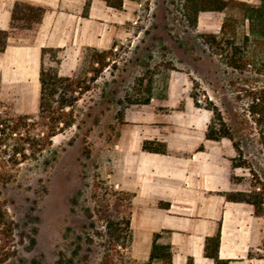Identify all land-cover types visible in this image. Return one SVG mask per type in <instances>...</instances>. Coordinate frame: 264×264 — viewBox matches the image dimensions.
Instances as JSON below:
<instances>
[{"label": "rangeland", "instance_id": "obj_1", "mask_svg": "<svg viewBox=\"0 0 264 264\" xmlns=\"http://www.w3.org/2000/svg\"><path fill=\"white\" fill-rule=\"evenodd\" d=\"M131 1L126 35L115 41L106 67L88 83L91 90L79 96L73 107L75 125L57 135L52 148L36 161L21 164L16 180L1 190L0 199L16 227L13 242L6 246V237L0 233V264H69L70 260L72 264H102L105 250L98 233L105 231V224L97 214L102 205L93 194L101 197L106 189L119 190L110 176L113 172L107 153L114 149L125 110L137 106L128 105L126 97H135L134 88L141 78L147 83L152 77L150 104L168 121L176 119L173 111L184 110L188 100L195 104L196 98L202 109H207L210 102L216 105L235 139L244 143L246 159L264 183V153L259 145L263 129L249 113L250 91L263 85L264 77L254 74L252 67L244 72L227 67L202 38L203 34H219L227 23L237 41L242 42L249 30L243 13L232 5L223 14L209 15L212 24L204 23L207 16H202L200 26L194 28L184 15V0ZM263 55L261 45H249L250 60ZM66 56L62 51V60ZM83 56L84 50L71 76L89 69L90 79L94 76L92 65L85 63ZM93 67L99 68L98 64ZM169 88L180 90L181 95H168ZM165 100L175 105L161 106ZM0 103L2 111L17 115L35 116L39 110L37 105L34 112L22 111L18 97H0ZM54 154L55 162L47 166L45 160ZM234 174L245 177L236 188L249 189L247 182L253 178L249 171L237 168ZM133 220L136 234L139 219ZM111 264L148 262L135 261L129 249L124 257L115 255Z\"/></svg>", "mask_w": 264, "mask_h": 264}, {"label": "crops", "instance_id": "obj_2", "mask_svg": "<svg viewBox=\"0 0 264 264\" xmlns=\"http://www.w3.org/2000/svg\"><path fill=\"white\" fill-rule=\"evenodd\" d=\"M87 1L0 0V32L9 33L7 46L0 52V97H18L22 111L34 112L40 98L42 49L64 51L67 56L59 72L71 76L85 48L109 50L126 35L131 0L122 10L110 8L101 0H91L87 7ZM16 3L43 8L40 24L32 30L11 28ZM211 14L201 13L198 25L202 16H207L204 23L212 24ZM167 94L181 95L172 88ZM174 103L165 100L161 106ZM152 106L125 110L114 149L107 153L113 172L110 176L119 191L131 196L132 258L148 262L156 240L171 247V259L155 260L158 264H215L206 256L205 247L207 239L219 233V260L264 264V217H255L253 206L247 203L227 199L229 193L238 190L231 182L236 171L232 160L237 156L233 143L207 139L211 112L193 101L188 100L184 110L173 111L177 114L173 121ZM144 141L163 142L169 152H145ZM133 219H139L136 234Z\"/></svg>", "mask_w": 264, "mask_h": 264}, {"label": "trees", "instance_id": "obj_3", "mask_svg": "<svg viewBox=\"0 0 264 264\" xmlns=\"http://www.w3.org/2000/svg\"><path fill=\"white\" fill-rule=\"evenodd\" d=\"M110 8L122 10L127 0H101ZM91 0L87 1V7ZM237 7L242 13L245 21H248L249 30L238 42L235 34L230 29L231 25L223 23L219 34H203L204 42L209 49L222 58L223 63L236 71L244 72L252 67V72L264 77V55L257 60L248 57L249 45H261L264 54V0L258 5L236 2L234 0H184L183 12L191 25L196 28L201 13H223L231 6ZM45 10L26 3H16L12 11L11 28L18 30H32L43 19ZM228 31H231L228 34ZM8 32H0V52L7 46ZM114 42L112 49L101 51L95 48H85L83 61L92 65L94 76L90 79L87 73L89 69L76 73L73 76L60 75L61 49L44 48L41 50L40 68V98L39 110L35 116L17 115L2 111L0 103V195L1 190L13 183L17 176L19 167L25 162L37 160L53 146V139L64 133L75 125L73 107L78 102L79 96L91 90L89 82L95 81L106 67L105 60L113 53L116 47ZM47 61L52 65L47 66ZM98 64L99 68L94 69ZM153 79L149 77L147 83L145 78L138 80L135 86L136 95L126 97L128 105H148L152 99ZM251 104L249 113L254 123L263 129L260 135L259 145L264 153V84L254 87L250 91ZM195 105L199 107L198 100L194 98ZM67 108L70 111H67ZM213 113L208 125L206 137L209 140L220 141L228 139L233 143L237 156L232 160L233 169L248 170L253 176L247 182L249 189L237 190L229 193L227 199L232 202L247 203L253 206L254 215L258 218L264 217V183H261L257 173L246 159L247 151L242 141L236 140L233 130L224 121L221 111L212 102L207 108ZM142 149L145 152L167 154V145L159 141H144ZM56 154L46 159L45 164L50 166L56 160ZM245 177L231 176L233 185L242 184ZM93 198L101 203L97 209L105 224V231L98 233L103 239L104 255L102 264H111L115 255L124 257L132 244L131 196L119 191L105 190L103 196L93 194ZM16 223L11 218L6 203L0 199V233L4 234L6 241L3 246L13 242ZM220 234L207 239L205 254L215 260V264H229V261H221L218 257ZM121 248L124 253H121ZM171 247L159 245L154 241L148 264L155 260H170ZM72 264L70 260L68 262Z\"/></svg>", "mask_w": 264, "mask_h": 264}]
</instances>
